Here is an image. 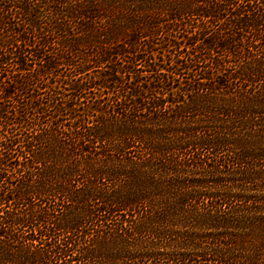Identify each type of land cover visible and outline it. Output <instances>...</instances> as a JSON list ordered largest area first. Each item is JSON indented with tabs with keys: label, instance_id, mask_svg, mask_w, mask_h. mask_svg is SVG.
<instances>
[{
	"label": "trees",
	"instance_id": "1",
	"mask_svg": "<svg viewBox=\"0 0 264 264\" xmlns=\"http://www.w3.org/2000/svg\"><path fill=\"white\" fill-rule=\"evenodd\" d=\"M0 264H264V0H0Z\"/></svg>",
	"mask_w": 264,
	"mask_h": 264
},
{
	"label": "rangeland",
	"instance_id": "2",
	"mask_svg": "<svg viewBox=\"0 0 264 264\" xmlns=\"http://www.w3.org/2000/svg\"><path fill=\"white\" fill-rule=\"evenodd\" d=\"M218 156L217 157L210 158V159H206V160H207V163L209 165H214V166L217 167V175L218 176H221V177H224L222 181L228 180V179H232L229 176L230 174L227 176V173L229 171H232L230 173H233V172H235V173L238 172L239 173L240 172V170L239 169L237 170V168L234 167V165L228 164L227 162H225L226 161V154L225 153L218 154ZM191 164H192L191 167H193V169H198L197 166H195L196 165V161L195 162L194 161L191 162ZM205 166H206V164H205ZM208 168L209 167L207 166L206 168H199L198 170L201 171V172H203V171H205V169H208ZM199 171H197V170H191L190 173H191V175H193L194 173L199 172ZM203 176H204V174H203ZM194 177H196V176H194ZM239 184H240L239 181H235V182H232V185L231 186H228V187H236ZM221 185H222V187H225V186L230 185V184H228V183L226 184V182H224ZM238 193H242L241 195H246V192H244V191H238V190H236L232 194L235 195V194H238ZM243 202H244L243 200L232 199V200L228 201V207H226L227 210L226 209L225 210L226 211H229L232 206H239V207H242L243 208L244 206H246L245 203H243ZM203 203H204V207H206V208H207L208 204H209V206H211L210 201L207 202L206 200H204ZM222 209H224L223 206H222ZM244 210L246 211V208H244Z\"/></svg>",
	"mask_w": 264,
	"mask_h": 264
}]
</instances>
